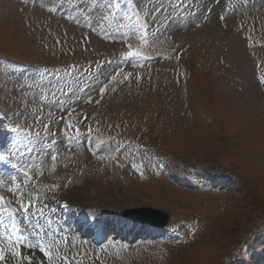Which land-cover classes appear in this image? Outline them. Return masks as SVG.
<instances>
[{
  "label": "rangeland",
  "instance_id": "1",
  "mask_svg": "<svg viewBox=\"0 0 264 264\" xmlns=\"http://www.w3.org/2000/svg\"><path fill=\"white\" fill-rule=\"evenodd\" d=\"M0 145L44 200L169 216L53 264H264V0H0Z\"/></svg>",
  "mask_w": 264,
  "mask_h": 264
},
{
  "label": "bare ground",
  "instance_id": "2",
  "mask_svg": "<svg viewBox=\"0 0 264 264\" xmlns=\"http://www.w3.org/2000/svg\"><path fill=\"white\" fill-rule=\"evenodd\" d=\"M130 199H131L130 200V204H133V206H139L140 202L133 201V199H134L133 196H131ZM62 201H67V203L70 204V212L73 215H74V213H76V210L78 208H79V210L83 209L82 206H77L76 204L72 203L71 200L62 199ZM36 212L43 219H46L47 216H50V212L47 211L46 209L45 210H43V209L42 210H38ZM94 214L95 215H90V214L86 215V214L79 213V215H81V217L76 220V224L81 226L82 231L85 230V232L88 233L89 231H91L95 227H97L96 226V222L98 220H103L104 219V217L102 215H99L97 213H94ZM0 220H1V217H0ZM3 220H4V216H3ZM33 220L35 221L34 218H33ZM110 221H111V223L114 226L119 227L120 230L123 229L122 225L124 224L125 220L119 219V220H114V221L110 220ZM20 222H21L22 228L24 230H26L25 234L29 236L28 241L25 243V247L31 246L32 245V236H33L32 235V233H33L32 222L27 218L26 215H21L20 216ZM4 223H6V222H4ZM146 227H148L149 231H144V235H146V232H147L148 236L149 235H153V238H157L158 236L161 235V234H159V232H160L159 230H156L155 228H153L151 226H146ZM55 228H57V224H55V226H50L49 224H47L46 221L43 224H39V233H40V235H39L38 238L41 239V241L46 244L44 246H48L49 248H51L52 245H54V244H52L53 242H45L43 240V238H47L49 240L51 239L52 241H55L56 239L54 238L53 231H52ZM130 228H127L126 235L124 237H126V238L128 237L127 234L129 232H131V230H132ZM2 233H3V231H2ZM5 233L8 235L7 232H5ZM138 233L139 232L136 231V234H138ZM75 234H76V232H74L72 235H75ZM142 234H143V232H142ZM94 235L96 236V233ZM64 237H67V236L65 235ZM137 239H138V237H137ZM37 245H39V244H35V245L31 246V247H29V249H27L25 251V256L27 257L28 260L25 258L26 260L24 261V259H21V257L13 255V251H19V250L14 248L13 243H12L11 239L9 238V236L8 237L7 236L3 237V236L0 235V250H2L4 252L5 257H6L4 262H2V264H4V263L5 264L6 263L7 264H29V258H30L31 262H33L32 264H41L42 262L44 264H53L54 261H55V259H54L55 254H56L55 251H54V253L51 254V259H49L48 257L44 256L43 252L39 251V248L37 247ZM20 246H21V244H20ZM56 250H58V249H56ZM58 251L60 252L61 250H58ZM57 254H60V253H57ZM63 254H67V253H63ZM63 254H62V256H63Z\"/></svg>",
  "mask_w": 264,
  "mask_h": 264
},
{
  "label": "snow or ice",
  "instance_id": "3",
  "mask_svg": "<svg viewBox=\"0 0 264 264\" xmlns=\"http://www.w3.org/2000/svg\"><path fill=\"white\" fill-rule=\"evenodd\" d=\"M221 19H223V17H221ZM129 47H131V45H129ZM134 55H138V53H133L132 51H129L127 53V56L128 57H132ZM131 63L135 64L137 62L132 61ZM0 159H4V157L0 156ZM51 159L53 161H55L56 160V156L55 155H52L51 156ZM3 202H4V197L3 196H0V212L7 213L9 216H12L13 213L11 211H9V209L2 207ZM21 207L23 208V211L25 213H27L29 211V209L32 207V205L29 204V205L25 206L23 203H21ZM64 207H67V205H64ZM37 247L39 248V251L43 252V254H44L45 257H48L49 259H51V253L48 250H46L45 247L40 246V245H37ZM13 255L18 256V257H21V259H24V257L22 256V254L19 251L13 252ZM4 260H5V254H4V252L2 250H0V264H2V262H4ZM29 264H31L30 258H29ZM65 264H67V260H65Z\"/></svg>",
  "mask_w": 264,
  "mask_h": 264
},
{
  "label": "water",
  "instance_id": "4",
  "mask_svg": "<svg viewBox=\"0 0 264 264\" xmlns=\"http://www.w3.org/2000/svg\"><path fill=\"white\" fill-rule=\"evenodd\" d=\"M142 212H146V213H153V214H158V215H162L164 218H163V221L162 222H157L155 220H152V219H145L144 217L142 216H133V219L136 220V221H146V222H149V223H158L160 224L161 226H164L166 225L167 221H168V215H166L165 213H161V212H158V211H155V210H152V209H147V208H144L142 209Z\"/></svg>",
  "mask_w": 264,
  "mask_h": 264
}]
</instances>
